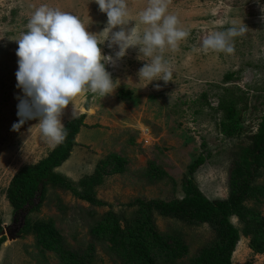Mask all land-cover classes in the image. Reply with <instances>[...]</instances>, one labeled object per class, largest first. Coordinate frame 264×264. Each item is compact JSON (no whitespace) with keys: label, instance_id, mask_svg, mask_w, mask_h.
<instances>
[{"label":"rangeland","instance_id":"rangeland-1","mask_svg":"<svg viewBox=\"0 0 264 264\" xmlns=\"http://www.w3.org/2000/svg\"><path fill=\"white\" fill-rule=\"evenodd\" d=\"M126 3L129 23L124 27L130 29L135 25L137 34L142 35L147 26L139 23V13L149 0H126ZM42 4L77 16L100 42L107 38V29L100 33L107 26V16L95 0H0L2 230L15 231L23 216V226L26 220L52 225L54 234L70 248L87 245L92 240L90 228L99 224L104 215L113 212L130 219L136 211L135 205L128 206L130 202L181 199L182 181L199 155L205 158V163L193 174L197 188L209 200L226 199L228 170L234 153L239 146L249 144L248 136L256 132L264 114V0H167V13L176 15L178 26L189 32L175 49L165 47L158 53L172 72L167 83L153 81L147 85V81L138 80V70L150 59L140 56L138 46L130 47L123 58L115 59L117 46L109 48L107 40L99 45L103 55L114 58L106 64V70L115 81V90L105 97L83 91L64 110L63 124L85 115V126L75 138L76 146L70 157L55 171L76 187L84 177L102 169L107 172L104 164L110 155H116L125 161L123 172L104 173L100 185L95 187V197L107 205L91 206L68 190L48 186L38 210L18 212L17 216L13 213L6 199L12 178L21 168L44 159L55 146L41 135L35 120L27 121L18 130L12 129L18 122L16 97L22 95L16 87L18 45L14 40L25 31L33 11ZM231 26L245 29L233 39V53L201 50L206 35ZM118 30L119 27L113 29ZM228 75L230 79L226 78ZM122 91L131 92L133 97L138 95L139 99L121 98ZM223 95L226 100L229 96L237 100L233 120L240 129L233 137L227 136L220 125L223 112L217 105L218 97ZM261 173L257 184L264 187V169ZM247 205L264 215V203ZM153 220L157 230L167 236L172 251L176 247L174 235L183 237L188 253L174 264H186L213 238L207 225L190 226L157 213ZM231 222L241 229L237 218L233 217ZM21 230L13 233V240L5 237L0 247V264H59L53 252ZM94 244V264H118L106 245ZM232 264H264V254H255L249 238L241 236Z\"/></svg>","mask_w":264,"mask_h":264},{"label":"trees","instance_id":"trees-1","mask_svg":"<svg viewBox=\"0 0 264 264\" xmlns=\"http://www.w3.org/2000/svg\"><path fill=\"white\" fill-rule=\"evenodd\" d=\"M230 77L226 76L228 79ZM130 95L131 92L122 91L121 98L129 97L127 99L132 101L139 99L138 95ZM231 97L227 100L224 95L218 97L217 109L223 112L220 125L226 129L227 136L233 137L238 134L240 126L233 120L237 113V100ZM85 119V115H80L64 123L67 132L65 139L56 144L44 159L21 168L12 178L6 199L16 216L20 211L38 210L48 186L68 190L91 206L107 205L95 197V187L100 185L104 173L123 172L125 161L117 159L116 155H110L107 164H104L107 172L102 169L80 179L77 186L81 189L55 171L70 157L76 146L75 138L85 126ZM248 139L249 144L239 146L234 153L228 170L226 199L209 200L197 188L193 174L205 163V158L199 155L182 181L181 199L169 202L138 199L130 202L128 206H136L133 216L127 220L113 212L104 215L99 224L90 226L92 240L87 245L70 248L54 234L52 225L39 221L31 223L26 220L21 233L33 235L38 245L54 253L59 264H94V243L106 245L118 264H174L179 257L187 255L188 249L183 237L174 235L175 252L171 250L167 236H163L155 226L153 215L157 213L190 226L207 225L212 230V240L201 246L186 264H232V256L241 236L249 238L255 254H264V215L247 205L248 202H252L253 206L264 203V187L257 184L264 169V114L260 117L256 132ZM233 217L239 220L241 229L232 224ZM5 240V237L0 238V247Z\"/></svg>","mask_w":264,"mask_h":264},{"label":"clouds","instance_id":"clouds-1","mask_svg":"<svg viewBox=\"0 0 264 264\" xmlns=\"http://www.w3.org/2000/svg\"><path fill=\"white\" fill-rule=\"evenodd\" d=\"M95 3L107 16V26L100 32L107 29L103 42L87 31L77 16L46 4L33 11L25 31L14 40L18 45L16 87L22 93L16 97L18 122L12 125L14 131L35 120L41 135L52 144H59L67 135L61 115L73 98L86 90L101 97L113 93L115 81L106 64L114 58L103 55L99 47L106 40L109 48L115 45L119 49L115 59L123 58L130 47L136 46L140 56L150 58L138 70L139 81H147V85L171 81L169 64L158 53L165 47L175 49L189 32L178 26L176 15L167 13V0H149L139 13V23L147 26L142 35L137 34L135 25L130 29L124 27L129 23L126 0H95ZM117 27L120 30L113 31ZM244 31L242 27L231 26L212 32L203 38L201 50L231 54L233 39Z\"/></svg>","mask_w":264,"mask_h":264},{"label":"water","instance_id":"water-1","mask_svg":"<svg viewBox=\"0 0 264 264\" xmlns=\"http://www.w3.org/2000/svg\"><path fill=\"white\" fill-rule=\"evenodd\" d=\"M20 212H22V211H20ZM24 212H27V211H24ZM23 220H24V217L21 216V219H19V226H18V228H16V230H15V231H12L11 233L8 232L7 229H3V230L0 232V238H1V237H6V238H8V240H13V239L15 238V235H14L13 233H14V232H18L19 230L22 229V227H23ZM15 222H16V220H15V218H14V219H13V223H15Z\"/></svg>","mask_w":264,"mask_h":264},{"label":"crops","instance_id":"crops-1","mask_svg":"<svg viewBox=\"0 0 264 264\" xmlns=\"http://www.w3.org/2000/svg\"><path fill=\"white\" fill-rule=\"evenodd\" d=\"M64 164V163H63Z\"/></svg>","mask_w":264,"mask_h":264}]
</instances>
